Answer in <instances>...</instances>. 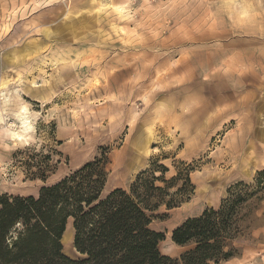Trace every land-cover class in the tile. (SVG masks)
Listing matches in <instances>:
<instances>
[{
  "label": "rangeland",
  "instance_id": "rangeland-1",
  "mask_svg": "<svg viewBox=\"0 0 264 264\" xmlns=\"http://www.w3.org/2000/svg\"><path fill=\"white\" fill-rule=\"evenodd\" d=\"M2 80L12 120L22 102L39 116L27 143L0 124V195L38 196L96 156L103 195L153 169L179 204L152 226L179 257L173 230L242 181L237 254L220 264H264V0H0Z\"/></svg>",
  "mask_w": 264,
  "mask_h": 264
},
{
  "label": "trees",
  "instance_id": "trees-1",
  "mask_svg": "<svg viewBox=\"0 0 264 264\" xmlns=\"http://www.w3.org/2000/svg\"><path fill=\"white\" fill-rule=\"evenodd\" d=\"M107 164L106 155L96 156L42 186L38 196L0 195V264H220L237 254L234 241L245 200L235 189L246 183L232 185L219 208H206L177 226L173 242L188 248L172 257L160 249L165 234L152 226L162 205L179 204L175 192L156 183L167 182L164 174L144 170L129 189L116 187L103 195ZM69 219L75 257L62 243Z\"/></svg>",
  "mask_w": 264,
  "mask_h": 264
},
{
  "label": "bare ground",
  "instance_id": "bare-ground-1",
  "mask_svg": "<svg viewBox=\"0 0 264 264\" xmlns=\"http://www.w3.org/2000/svg\"><path fill=\"white\" fill-rule=\"evenodd\" d=\"M115 8H116V11L119 12V14L125 11V7L123 5L115 6ZM91 82L93 85L97 86L100 80L97 77H95L93 81ZM7 85H8V80H2L0 82V124H1V128L4 130L3 132L9 138L13 139L17 143H27L32 138L35 137L34 136V133L36 132L35 120L38 119L39 113L36 111H32L29 104L25 102L20 103L19 108L13 113V120H17L19 122V126L17 125V127H15L14 121L10 118L11 114L7 106L10 105V103L12 102L17 101V99L5 93ZM67 230L68 232H70V235H71L73 228L71 227L70 219L68 220Z\"/></svg>",
  "mask_w": 264,
  "mask_h": 264
},
{
  "label": "crops",
  "instance_id": "crops-1",
  "mask_svg": "<svg viewBox=\"0 0 264 264\" xmlns=\"http://www.w3.org/2000/svg\"><path fill=\"white\" fill-rule=\"evenodd\" d=\"M117 187V186H116ZM66 230H67V228H66ZM66 232V231H65ZM64 236V235H63ZM62 243H63V238H62ZM63 246H64V243H63ZM75 248V247H74ZM67 254V253H66ZM70 256V255H69ZM72 257V256H71Z\"/></svg>",
  "mask_w": 264,
  "mask_h": 264
},
{
  "label": "water",
  "instance_id": "water-1",
  "mask_svg": "<svg viewBox=\"0 0 264 264\" xmlns=\"http://www.w3.org/2000/svg\"><path fill=\"white\" fill-rule=\"evenodd\" d=\"M75 250H76V248H75Z\"/></svg>",
  "mask_w": 264,
  "mask_h": 264
}]
</instances>
